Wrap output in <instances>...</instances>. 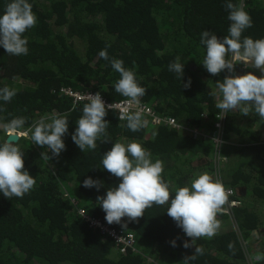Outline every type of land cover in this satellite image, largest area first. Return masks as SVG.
I'll use <instances>...</instances> for the list:
<instances>
[{
  "label": "trees",
  "instance_id": "16d2710c",
  "mask_svg": "<svg viewBox=\"0 0 264 264\" xmlns=\"http://www.w3.org/2000/svg\"><path fill=\"white\" fill-rule=\"evenodd\" d=\"M9 2L0 0V14ZM28 2L37 20L24 33L27 55H9L0 46V88L8 86L16 92L11 101L0 100V123L24 117L26 123L19 133L25 134L34 121L56 112L68 119V132L62 137L65 150L59 156L49 152L51 159L41 156L47 150L33 143L30 133L17 143L24 153V168L36 182L22 198L9 199L0 192V264H184L195 246L203 254L189 264H246V256L253 264H264V143L256 144L260 130L255 129L254 112H238L225 119L224 144L219 151L226 161L217 166L214 145L206 139L193 141L165 127L143 126L133 132L126 122L108 114L109 141L102 142L105 137H101L96 149L82 152L71 137L85 103L73 105L60 92L62 88L79 94L100 92L109 103L126 100L115 91L120 74L110 64L111 59H120L146 89L141 101L157 114L212 136L221 110L209 93L230 72L213 76L204 68L206 49L200 35L204 30L221 39L228 34L227 0ZM244 5L252 27L242 38H264V0H244ZM101 50L107 51L109 60L99 56ZM178 56L184 63L181 81L168 70ZM238 67L243 68L240 74ZM248 72L261 75L242 63L236 64L233 74ZM189 79L190 87L184 88ZM232 136L241 139V147L227 144ZM5 138L0 129V143ZM117 140L138 142L153 162L162 161V178L173 196L177 187L190 186L200 173L218 176L227 189L242 190L244 196L236 197L241 205L233 209L232 221L217 213L216 234L196 239L190 248L183 244H191V238L167 215L168 205L153 204L136 220L124 217L120 224H109L96 201L120 182L102 165L103 154ZM89 177L102 181L103 186L85 188L83 181ZM77 208L91 219L134 235L135 251L119 253L110 238L89 228ZM253 232L257 235L251 238Z\"/></svg>",
  "mask_w": 264,
  "mask_h": 264
},
{
  "label": "clouds",
  "instance_id": "9594fccd",
  "mask_svg": "<svg viewBox=\"0 0 264 264\" xmlns=\"http://www.w3.org/2000/svg\"><path fill=\"white\" fill-rule=\"evenodd\" d=\"M225 7L231 22L228 34L221 39L214 32L204 30L200 35V43L206 49L202 61L204 68L213 76L224 70L230 72L222 81H216V90L209 94L216 98L215 106L221 110V114H225V119L237 112L242 115L254 112L264 122V38H242L244 31L252 27V18L245 10L244 0H238V3L227 0ZM36 20L28 0H10L6 4L3 14H0V46L7 54L27 55L28 41L24 33L35 26ZM99 56L109 60L106 50H101ZM240 63L245 67L259 69L261 75L258 77L252 72L244 75L233 74L235 65ZM110 64L120 74L114 84L115 91L127 100L123 105L112 103L106 106L100 92L87 94V102L71 137L82 152L96 149L97 140L101 137H105L102 142L109 141L106 132L109 123L105 120L109 109L118 111L119 120L126 121V127L133 132L140 130L145 124L143 109H133L132 106L140 105L146 89L138 84L135 73L125 68L122 60L111 59ZM168 70L174 72L181 81L184 75L181 57L178 56L170 62ZM190 85L189 79L183 87L189 88ZM15 95V90L8 86L0 88V100L4 102L11 101ZM233 110L236 113H232ZM68 122L66 116L53 112L34 121L25 135L30 133L28 138L47 150L41 156L51 159L49 152L52 156H59L65 150L62 137L68 132ZM25 123L24 117H15L0 123V129L8 137L0 143V192L9 199L22 198L36 182L25 170L24 153L16 142ZM13 137L17 139L13 140ZM102 165L103 169L120 180L118 186L108 188L106 195L97 197L96 203L106 213L105 219L109 224H120L124 217L136 220L143 216L146 208L155 204L168 205L167 215L191 238V244L184 242L185 248L195 246L196 239L200 237L213 236L219 229L216 216L228 202L229 191L222 181L214 179L210 174H197L190 186L177 187L173 196L170 194L169 185L162 178V161L153 162L151 154L135 141L122 143L117 140L103 154ZM83 186L99 190L103 182L89 177L83 181ZM171 243L176 246L175 240ZM197 254H203V250L195 246L194 254L185 256L184 264L196 259Z\"/></svg>",
  "mask_w": 264,
  "mask_h": 264
},
{
  "label": "built area",
  "instance_id": "2783aa9c",
  "mask_svg": "<svg viewBox=\"0 0 264 264\" xmlns=\"http://www.w3.org/2000/svg\"><path fill=\"white\" fill-rule=\"evenodd\" d=\"M61 94H63L65 97L71 98L73 105H76L78 103H86L87 100L85 97L87 96L88 93L85 94H79L76 92L71 91L70 89L62 88L61 89ZM95 94V93H91ZM103 101L105 102V105L107 106L108 104H112L107 102L103 96L101 95ZM127 100V98H126ZM126 100L120 101V102H114L116 104H121L123 105ZM133 109L139 107L143 109V120L145 121L144 126L146 127H165L167 129L174 130L178 132L179 134H183L188 137H192L193 139H206L213 143L214 145V155L216 158V165L218 166L219 164L221 165L225 160L219 155V150L220 147L223 144L222 136H223V124L225 122V114L222 113L218 116L217 121L214 124L215 128V133L212 136H207L204 134V132L184 126L181 123H179L176 119L170 118L167 116H164L163 114H157L150 106L145 104L143 101L140 102V105H133ZM107 114L110 116H114L119 120V113L118 111H113L109 109L107 111ZM222 117V118H220ZM120 122H126V121H120ZM214 179L219 180L218 176L215 175ZM227 189V188H226ZM229 191V196H228V202L223 206L222 212L226 214L230 220H232V211L234 208H238L241 205L240 200L236 198V193L235 191L231 189H227ZM74 205L76 204L75 202L73 203ZM76 206V205H75ZM77 214L78 216L88 224L89 228H93V231H97L101 235H105L108 238H110L116 247L119 248V253L125 254L129 250L131 252H134V235L130 233H125L123 231H117L113 228H111L107 223L91 219L87 217L85 212L81 208H77ZM257 234L256 232H253V236L255 237ZM242 245L245 246L247 245L246 242L241 241ZM246 264H253L251 258L249 256H246Z\"/></svg>",
  "mask_w": 264,
  "mask_h": 264
},
{
  "label": "crops",
  "instance_id": "0c3cea01",
  "mask_svg": "<svg viewBox=\"0 0 264 264\" xmlns=\"http://www.w3.org/2000/svg\"><path fill=\"white\" fill-rule=\"evenodd\" d=\"M235 68H236V65H235ZM238 70L240 71L239 72V74L240 73H242L243 72V68L242 67H238ZM254 70L258 73V74H261L260 73V71L258 70V69H255L254 68ZM238 113V112H237ZM257 119H260V118H258L257 117V115L255 114V117H254V121H255V123L256 124H254V126H256V128L255 129H258V130H260V142H258V143H256V144H260V143H264V139H263V135H264V122H261L260 120L258 121ZM246 122V121H245ZM244 125V123H240V126H243ZM253 131H255L254 129H253ZM247 137H248V139H249V136L247 135ZM190 138V137H189ZM191 140H193V141H199V140H197V139H193L192 137H191ZM250 140V139H249ZM229 146H235V147H241L242 146V143H241V139L239 138V137H237V136H232L231 137V139H230V141H228V143H227ZM199 158V160H200V157H198ZM224 160H225V158H224ZM226 161V160H225ZM225 161L223 162V163H225ZM239 197H238V196ZM242 196H244V192H242V190H239L238 191V194H236V197L237 198H241ZM238 200H240V199H238ZM241 202V201H240ZM223 210V209H222ZM221 213L222 214H224L222 211H221ZM224 215H226V214H224ZM216 219H217V221L219 222V218L216 216ZM230 219V218H229ZM232 221V220H231ZM230 222V221H229ZM233 226H234V224L232 223V222H230ZM229 225V227H230V224H228ZM251 238H254V236H253V233L251 234ZM112 256H114V254L112 255Z\"/></svg>",
  "mask_w": 264,
  "mask_h": 264
},
{
  "label": "water",
  "instance_id": "95a60500",
  "mask_svg": "<svg viewBox=\"0 0 264 264\" xmlns=\"http://www.w3.org/2000/svg\"><path fill=\"white\" fill-rule=\"evenodd\" d=\"M232 113H236V110H233ZM21 137H25V134H20V133H19V139L16 141L17 143L19 142V140L21 139ZM7 138H8V137L6 136L5 139H7ZM12 139H13V140H16L17 138L13 137ZM263 139H264V135H263ZM238 191H239V190L236 191V194H238ZM237 196H238V195H237ZM238 197H239V196H238Z\"/></svg>",
  "mask_w": 264,
  "mask_h": 264
},
{
  "label": "rangeland",
  "instance_id": "374dc122",
  "mask_svg": "<svg viewBox=\"0 0 264 264\" xmlns=\"http://www.w3.org/2000/svg\"><path fill=\"white\" fill-rule=\"evenodd\" d=\"M259 70V69H258ZM159 127H162V126H159ZM154 128H158V127H154ZM6 135V134H5ZM264 230V229H263ZM257 234V233H256Z\"/></svg>",
  "mask_w": 264,
  "mask_h": 264
}]
</instances>
